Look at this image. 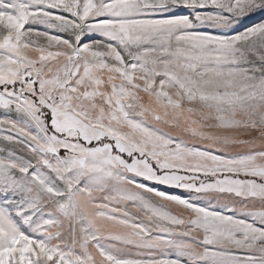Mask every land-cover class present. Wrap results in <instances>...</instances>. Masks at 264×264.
Wrapping results in <instances>:
<instances>
[{"label": "snow or ice", "instance_id": "1", "mask_svg": "<svg viewBox=\"0 0 264 264\" xmlns=\"http://www.w3.org/2000/svg\"><path fill=\"white\" fill-rule=\"evenodd\" d=\"M264 0H0V264H264Z\"/></svg>", "mask_w": 264, "mask_h": 264}, {"label": "rangeland", "instance_id": "2", "mask_svg": "<svg viewBox=\"0 0 264 264\" xmlns=\"http://www.w3.org/2000/svg\"><path fill=\"white\" fill-rule=\"evenodd\" d=\"M262 18H264V17L256 16V17H254L253 19L245 20V21L243 22V24L241 25V27H244V26H246V25H251L253 22H259L260 19H262Z\"/></svg>", "mask_w": 264, "mask_h": 264}]
</instances>
